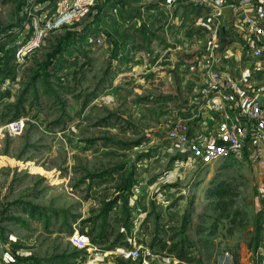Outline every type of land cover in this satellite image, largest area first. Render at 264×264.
Segmentation results:
<instances>
[{
  "label": "rangeland",
  "instance_id": "rangeland-1",
  "mask_svg": "<svg viewBox=\"0 0 264 264\" xmlns=\"http://www.w3.org/2000/svg\"><path fill=\"white\" fill-rule=\"evenodd\" d=\"M18 1L0 0V43L28 39L27 30L7 31ZM24 1L43 20L51 11L45 0ZM104 1L106 12L50 31L22 64L5 59L0 70L8 76L0 85V264H24L16 255L34 264H144L116 257L134 245L146 260L156 256L153 264H256L264 169L231 159L174 164L157 111L141 107L134 77L121 75L128 68L93 41L106 37L113 50L111 8L134 17L145 0ZM60 43L47 84L32 83ZM253 79L264 86V70ZM114 196L104 240L100 210ZM30 206L49 219L32 217Z\"/></svg>",
  "mask_w": 264,
  "mask_h": 264
},
{
  "label": "built area",
  "instance_id": "built-area-1",
  "mask_svg": "<svg viewBox=\"0 0 264 264\" xmlns=\"http://www.w3.org/2000/svg\"><path fill=\"white\" fill-rule=\"evenodd\" d=\"M117 3V0H113ZM104 0H57L54 11L42 15L34 11V5L25 4L22 13L25 28L30 36L21 45L16 61L22 64L38 49L48 33L54 29H71L92 12V8ZM118 4V3H117ZM181 4L195 8L226 7L225 0H164L168 9ZM109 5V3H108ZM243 31L242 55L237 62L220 50L221 20L212 29L205 49L199 48L192 61V70L199 77V90L184 109L170 110L165 117L164 136L169 142L174 164L196 163L211 165L231 159L264 169V86L256 85L254 75L264 70V4L255 0H240L234 6ZM108 6L103 12H106ZM121 6L111 8V15L121 18ZM133 17H125L131 24ZM27 20L29 21L27 23ZM103 47L106 37L93 39ZM114 58H128L129 53L119 45H113ZM142 246L123 248L116 257L122 260H143L144 264L156 262V256L148 260ZM256 264H264V243L257 254Z\"/></svg>",
  "mask_w": 264,
  "mask_h": 264
},
{
  "label": "crops",
  "instance_id": "crops-1",
  "mask_svg": "<svg viewBox=\"0 0 264 264\" xmlns=\"http://www.w3.org/2000/svg\"><path fill=\"white\" fill-rule=\"evenodd\" d=\"M225 1L227 6L222 8L181 4L168 9L164 0H145L131 24L124 19L134 10L129 12L124 8L120 12L123 21L119 18L114 21L112 44L117 40L129 53L128 59L119 63L120 70L128 68L121 75L134 77L133 92L142 96L138 103L141 107L154 108L163 123L170 110L186 108L197 94L200 83L192 70V61L199 48L205 49L219 19L222 23L220 50L234 60L233 63L239 61L243 52V31L234 6L240 0ZM255 1L264 4V0ZM103 47L114 58L110 46Z\"/></svg>",
  "mask_w": 264,
  "mask_h": 264
},
{
  "label": "trees",
  "instance_id": "trees-1",
  "mask_svg": "<svg viewBox=\"0 0 264 264\" xmlns=\"http://www.w3.org/2000/svg\"><path fill=\"white\" fill-rule=\"evenodd\" d=\"M56 2L57 0H45L43 3L45 4H48V8L51 9V11H54L55 8H56ZM100 10V6L99 5H96L95 7L92 8V12L90 13V15L95 11V10ZM97 12V11H96ZM95 12V13H96ZM101 13H102V9H101ZM89 15V16H90ZM97 16H99L97 14ZM23 22H25V17H21V21H20V24L18 26H15L14 23L12 25H8L7 27V31H12L14 30L15 31V35L16 34H19V35H23V31L26 30L25 26L23 25ZM74 27H78V23L75 24L70 30H72ZM6 27H3L1 28L0 27V39H1V36L6 33L4 32ZM28 37L30 36V33L28 31ZM21 44L17 45V41L14 42V43H9V42H6V43H0V70L2 69V66L4 65L5 63V59H15L16 60V54H17V51L19 49ZM62 51V45L60 43V46H57L55 48L54 51H52L51 53L47 54V59L46 61L41 64L40 66V70L36 71L35 74L33 75L32 77V83L37 80L39 77H41L44 81L45 84H47V79L48 77L50 76L49 72H47V69L54 64L55 60H56V56L58 54H60ZM8 76L3 74L0 76V85L3 84V82L5 81V79L7 78ZM31 83V84H32ZM96 178H103L102 175H99L98 177ZM120 202V197L119 196H114L111 200L109 201H105L103 204H102V207H101V210H100V216L102 218V223H101V231H100V237L101 239H104V240H110V237L105 235V231H106V227L108 226V223H107V218L110 214V212L113 211L114 208H116L117 204ZM31 208V211H30V214L32 215V217H35V216H38V217H44L46 219H49L48 217V214L44 211H40L38 209H36L35 207L33 206H30ZM96 223H94L95 225ZM122 237V235H121ZM16 258L19 260V262H23L24 264H34V263H29V261L31 259H23L19 256L16 255ZM182 258V260H184L185 258L184 257H180ZM185 260H188V259H185ZM16 262V261H15ZM16 264H19V263H16Z\"/></svg>",
  "mask_w": 264,
  "mask_h": 264
},
{
  "label": "water",
  "instance_id": "water-1",
  "mask_svg": "<svg viewBox=\"0 0 264 264\" xmlns=\"http://www.w3.org/2000/svg\"><path fill=\"white\" fill-rule=\"evenodd\" d=\"M117 1H120V0H117ZM24 4H25V1L20 0V1H18L17 5L15 7V22H14L15 26H18L20 24L21 17H22L21 10H22V7ZM263 99H264V97H260L259 101L261 102Z\"/></svg>",
  "mask_w": 264,
  "mask_h": 264
}]
</instances>
